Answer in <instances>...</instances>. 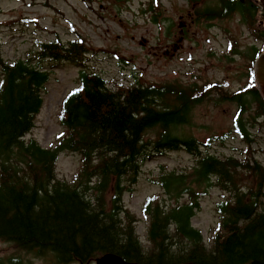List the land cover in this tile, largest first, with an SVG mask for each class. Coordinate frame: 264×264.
Listing matches in <instances>:
<instances>
[{
	"label": "trees",
	"instance_id": "obj_1",
	"mask_svg": "<svg viewBox=\"0 0 264 264\" xmlns=\"http://www.w3.org/2000/svg\"><path fill=\"white\" fill-rule=\"evenodd\" d=\"M151 3L158 6V0ZM156 11L153 21L158 20ZM257 11L255 0H217L196 9L209 19L239 14L262 41L264 30L253 29ZM260 50L256 44L231 48L233 55L247 59L246 81L237 90L217 82L117 84L88 69L86 61L96 51L81 37L67 43L36 40L35 63L5 60L0 51V239L36 255L49 253L54 264H89L106 253L144 264H264V162L251 147V129L264 126V99L252 75ZM45 62L80 67L78 83L57 113L63 130L49 147L25 137L35 125L50 79ZM205 100L230 102L236 109L227 133L198 141L183 127ZM230 133L247 150L238 156L211 151L212 141L221 145ZM177 150L192 155L194 165L155 180L172 201L158 194L145 199L141 236L139 216L123 204L122 196L132 191L146 160ZM62 151L79 156L69 180L55 171ZM214 188L221 197L208 244L191 220ZM0 264L22 261L0 257Z\"/></svg>",
	"mask_w": 264,
	"mask_h": 264
},
{
	"label": "rangeland",
	"instance_id": "obj_2",
	"mask_svg": "<svg viewBox=\"0 0 264 264\" xmlns=\"http://www.w3.org/2000/svg\"><path fill=\"white\" fill-rule=\"evenodd\" d=\"M151 1L0 0L1 55L8 61L22 58L33 59L35 63L36 40L59 39L67 43L81 37L96 51L86 61L88 69L123 86L137 82L177 81L184 85L217 82L223 83L226 90H236L245 83L247 59L232 55L231 49L226 47L232 44L226 42L228 39L236 46L238 43L241 50L252 42L239 14L205 21L193 11L217 0H158V6L152 5ZM155 11L157 21L152 19ZM45 66L51 74L45 84L43 104L34 127L25 136L35 138L47 147L54 144L55 135L63 129L57 113L64 95L77 85L80 67L71 62H45ZM235 109V104L230 102L214 105L205 100L193 108L190 125H184L183 130L198 141L220 136L231 129ZM251 131L255 139L251 147L257 158L264 162V126L258 125ZM245 150V143L234 133L227 134L221 145L212 141L211 151L217 155L238 156ZM78 165L77 153L62 151L55 171L58 177L69 180ZM193 165V156L185 150L168 151L142 164L132 191L122 196L123 204L139 216L137 231L141 236L146 228L141 212L145 199L158 194L167 203L172 201L155 180L167 171H189ZM220 197L218 189H211L201 199V209L191 220L206 242L218 222L215 204ZM12 256L20 257L22 264H54V257L49 253L36 255L0 239V257L8 261Z\"/></svg>",
	"mask_w": 264,
	"mask_h": 264
},
{
	"label": "water",
	"instance_id": "obj_3",
	"mask_svg": "<svg viewBox=\"0 0 264 264\" xmlns=\"http://www.w3.org/2000/svg\"><path fill=\"white\" fill-rule=\"evenodd\" d=\"M260 1V3H259ZM258 4L262 7L261 17L264 19V0H258ZM254 80L256 87L264 99V52L261 53L254 63L253 69ZM95 264H142L137 262H129L114 254H104L95 260Z\"/></svg>",
	"mask_w": 264,
	"mask_h": 264
},
{
	"label": "flooded vegetation",
	"instance_id": "obj_4",
	"mask_svg": "<svg viewBox=\"0 0 264 264\" xmlns=\"http://www.w3.org/2000/svg\"><path fill=\"white\" fill-rule=\"evenodd\" d=\"M193 12L197 15L198 18L205 19V21H206V20H212V19H209L208 17H202L198 12H195V11H193ZM239 17H240V16H239ZM215 19H220V18H215ZM240 21H241V20H240ZM241 22H242V21H241ZM242 23L244 24L245 29L248 31V34L251 36V38H252V42H253V39L255 38V36H254L253 33H251L252 29H250L249 26L246 25L244 22H242ZM256 27H258V24H257V23H254V25H253V29H256ZM252 42H251V43H252ZM250 45H251V44H250ZM250 45H248V46H250Z\"/></svg>",
	"mask_w": 264,
	"mask_h": 264
}]
</instances>
